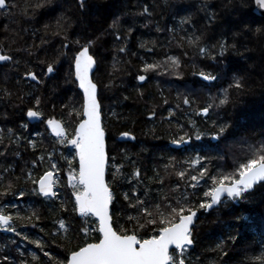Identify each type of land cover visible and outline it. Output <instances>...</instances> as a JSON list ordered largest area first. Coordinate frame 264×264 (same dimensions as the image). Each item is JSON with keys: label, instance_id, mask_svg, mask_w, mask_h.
<instances>
[{"label": "trees", "instance_id": "trees-1", "mask_svg": "<svg viewBox=\"0 0 264 264\" xmlns=\"http://www.w3.org/2000/svg\"><path fill=\"white\" fill-rule=\"evenodd\" d=\"M59 1L51 0L37 9L34 15L28 5L39 3L40 0H7L18 7L0 10V45L3 46L0 47V52L5 54L11 50L14 59L19 61L18 69L15 66L10 67L6 62L0 64V88L6 87L12 93L5 97L0 92V135L3 136L0 151H4L3 145H8V151L4 157H0V168L11 165L13 176L21 177L20 185L26 190L33 187L31 182L25 183L27 170L30 169L36 177L42 175L49 167L47 153L54 154L52 162L57 163L62 174L68 164L61 154L71 160L73 167L78 169V163L73 159L74 147L69 144L59 146L58 139L48 131L42 133L36 128L21 127L24 123L29 125L25 121V113L34 103V100L28 98V93L42 97L40 109L44 113L43 117L56 115L67 127L68 134L72 133L80 119L78 116H69V112L73 110L72 106L79 110L83 101L77 85L72 82L74 77L68 78L60 73L62 63L56 65L54 74L41 77L44 81L42 84L21 75L28 70L42 73L48 63L58 58L60 51H68L67 48L61 47L65 35L57 27L58 19L65 17L62 23L65 26L71 24V27L67 28L70 41L78 38L83 32L76 28L71 19L75 14L67 13L60 7L56 8ZM112 3L114 8L106 17L105 25L96 31L87 32L86 36L95 40V53L105 52L113 62L112 69L96 73L94 81L99 87L103 127L110 148L107 181L112 183V175L117 167L121 169L122 177H128L119 178L113 185L119 201L116 209L119 213L120 205L127 206L128 203L123 200L122 193L130 192V186L135 185V177L132 174L137 169L140 170L141 176L145 177V183H149L147 178L154 177L155 173L164 175L163 165L168 163L169 157H175L176 161L181 162V167L177 170L188 169L192 175L197 174L200 166H189L186 161L197 153L208 158L201 161V164L206 165L213 174L217 168L230 172L233 161L243 162L250 158L248 145L258 147L257 142L264 141V115L261 112L264 110V81L259 78L260 73L251 68L254 63L259 62L248 54L250 50L261 51L260 45L254 39L256 36L247 35L248 41H244V37L236 41V37L232 36L236 30L242 32L245 23L234 27L231 26L234 22H229L226 31L217 30L215 24L219 19L222 1L113 0ZM145 7L148 12L141 15ZM74 9L77 18L82 12L77 0H74ZM25 10L28 15L24 14ZM9 12L10 15L7 14ZM212 13H215V19H210ZM116 17H120L121 23L118 29H111L109 26ZM185 17L190 19L181 23ZM46 24L47 29L44 27ZM6 25L8 27H5ZM261 25L258 16H254L252 29H261ZM129 27L132 29L131 33H127ZM158 28L161 30L158 31ZM117 30L122 35L120 41H116L113 35ZM57 32L60 34L54 35ZM124 34H127V41L123 39ZM195 36H200L201 39L196 44L189 43V37L194 39ZM222 39L229 45L235 44V49L229 47L228 51L221 55L219 48L213 46L218 45ZM81 42H84L83 38ZM142 44L144 47H141ZM198 46L208 51L202 54L198 51ZM120 47H125L126 52H119ZM261 52L264 57V51ZM169 56L180 60V68L177 70L180 72L179 76L170 74L171 69L165 74L143 71L145 61L163 63ZM59 59L62 62L63 58ZM40 61H43L42 65ZM66 70L68 73L69 67ZM159 72H163V67ZM200 72L211 74L217 79L204 80L197 74ZM5 73L9 76L7 82L3 80ZM142 74L146 76L145 81L137 79V76ZM237 76L243 77V88H229ZM109 81L111 85L105 87L109 85ZM223 89H228L229 102L214 112L210 111V118L197 115L199 109L209 102V97L218 95ZM60 94L61 99L55 98L56 95L61 96ZM185 97L192 103L183 104ZM52 105H55L54 109ZM64 105L69 107L65 109ZM213 120L217 122L216 126H213ZM220 125H227V128L220 137H214L213 134L218 132ZM124 132L131 133L132 139L119 141L118 137ZM37 133L43 135L38 137ZM186 133L192 136V140L177 150L171 140ZM200 133H203L201 139L196 140L195 136ZM9 137L12 143H9ZM18 137L23 139L16 143ZM28 140H37V147L33 149L29 146ZM113 140L116 141L115 148L110 145ZM17 151L19 155H15ZM42 154L45 155L43 163L38 160ZM32 160H37L35 166L31 164ZM22 168L25 169L23 175ZM0 175L8 174L0 172ZM61 182L60 188L64 190L58 188V198L55 200L29 194L19 197L17 193L15 196L7 195L0 201L9 206L18 205L22 216H28L35 211L40 217L39 220L33 217L32 222L16 221L19 225L17 230L28 234L29 240H24L22 236L17 237L14 232L0 229V258L10 253V259L13 261L18 262L23 258L28 264H49L44 252L62 260L67 254L66 248L83 246L82 241L85 238L79 233L83 218L78 213L71 212V203L66 205L68 213L60 209V200H74V197H71L72 189L68 192L67 183L62 177ZM176 183L181 184V189L185 187L184 182L178 181L175 175L167 176L160 194H170L169 189ZM7 184L8 180H5L4 185ZM152 186L156 187V183L153 182ZM203 190H206V186L202 182L195 196L201 197ZM0 191H3V187H0ZM187 191L189 196L193 195L192 189ZM130 194L141 196L142 192ZM175 195L178 197L180 192ZM11 214L15 217V210H12ZM128 214L125 213L124 218ZM198 217L194 229V245L187 250L186 264H264V183L257 185L243 199L226 198L210 212L199 210ZM60 218L66 222L70 221L78 233L70 243L64 239L63 230H59ZM119 224L123 225L124 219H121ZM92 226L98 227L97 224ZM35 239L45 242L43 251L36 244L30 243ZM221 241L222 255L221 249H217ZM88 242H94V234ZM33 254L39 257V261L32 259Z\"/></svg>", "mask_w": 264, "mask_h": 264}, {"label": "snow or ice", "instance_id": "snow-or-ice-1", "mask_svg": "<svg viewBox=\"0 0 264 264\" xmlns=\"http://www.w3.org/2000/svg\"><path fill=\"white\" fill-rule=\"evenodd\" d=\"M51 0H40L39 3L34 5H28L31 8V14L34 15L37 9L50 3ZM87 0H77V4L80 10L86 8ZM231 2V0H229ZM256 3L264 7V0H256ZM18 5L10 4L7 0H0V10L13 9ZM148 12V8L143 9L144 13ZM10 15L11 13H7ZM25 15L29 13L27 10ZM65 17H61L57 20V27L65 35V40L62 41L61 47L67 48L68 51H60L58 58L46 65V70L42 73L28 70L23 72L22 77H27L37 84H42L44 81L42 76H49L53 74L57 69L56 65L60 63V57H63L69 62L68 78L74 77L73 83L78 82V87L83 90L82 106L79 110L73 107V110L69 112L70 117H80L78 124L74 127L72 133L66 134V128L63 122L55 118H48L43 120L44 113L41 111L40 106L42 104V97L40 95H33L28 93V98L34 100L31 107L27 108L26 115L29 118H40L42 123H46L52 133L55 134L60 144H70L75 149L74 160L78 163V169L73 167L72 161L67 157L62 158L68 164L67 186L72 189L71 198L67 201L60 200V209L68 213L69 209L66 206L71 203V212L79 213V216L83 218L82 227L79 228V233L85 238L82 241L83 246L77 245L75 247H68L65 249L66 256L64 259H58L51 256L49 252H44V256L48 257L49 264H185L187 250L193 246L195 241L194 229L196 228V220L199 219L197 213L199 210L207 212L214 205L221 202L222 195L226 194L229 200L243 199L249 190L253 189L254 185L259 182H264V141H259L258 147H254L249 144L250 158H246L243 162L233 161V168L230 172L222 171L217 168L213 174L209 171L208 167L201 164V161H206L208 158L201 156L199 153L195 157L186 161L189 166L199 165L197 174L192 175L188 172V169L177 170L181 167V162L176 161L175 157H169L168 163L163 165L164 175L159 172L154 174V177L147 178L149 183H145V177L141 176L140 170L137 169L132 175L135 177V185L130 186V192L126 191L122 193L123 200L127 201V206L120 205L119 213L116 211L118 206V198L115 196V188L113 185L119 178L128 179V177H122L121 169L115 168L112 175V183L106 181V168L108 167V157L105 148V132L101 126V105L98 100V85L94 82L91 73L94 69V65L97 61L94 60L95 54V40L87 38V29L85 28L81 35L75 40L68 39L67 28L71 27V24L65 26L62 23ZM190 18L185 17L181 23L188 21ZM210 19H215V13L210 14ZM82 20L78 21V24L82 23ZM121 20L120 17H116L112 24L109 26L111 29H118ZM5 27H8L7 25ZM45 29L48 25H44ZM160 31L161 29H157ZM132 29L129 27L127 33H131ZM261 29L258 27L256 33L259 34ZM60 33H54L59 35ZM116 41L122 39L121 33L117 30L113 32ZM81 38L84 42H81ZM123 39L127 41V34L123 35ZM201 39L200 36H195L193 39L189 37V43L196 44ZM42 43L44 41L42 40ZM0 47H3L0 45ZM141 47H144L142 44ZM219 52L222 55L225 51H228L229 47L235 49L236 45H229L226 40H221L218 45ZM200 53H206L208 50L204 47L198 46ZM119 52H126L125 47H120ZM30 55L32 53H29ZM0 62H6L9 66H15L18 69L19 61L14 59V55L11 54V50L5 54H0ZM41 65L43 61L39 62ZM166 65V66H165ZM163 67V72L159 70ZM180 68V60L176 57L169 56L163 63L154 61L153 63H143V71L157 72L158 74H165L171 69L172 75H180L177 71ZM204 80H215L217 77L211 74H205L204 72L197 73ZM137 79L145 81V75H138ZM3 80L7 82L9 76L7 73L3 75ZM111 85L109 81L108 87ZM243 77H234L233 84L229 85V88L235 87L236 89H242ZM0 92L5 97L12 95L8 88H0ZM228 89H223L216 96H210L209 102L206 106L201 107L197 115H203L210 118V111L214 112L215 109L229 102ZM23 102V97L20 98ZM166 102V101H165ZM192 101L185 97L183 104L189 105ZM65 109L69 105L63 106ZM55 108V105H52ZM155 115V113H152ZM213 126L217 125L215 120L212 121ZM22 128H27L26 123L21 125ZM227 125H220L218 132L214 133V137H220L226 130ZM11 132V129L8 130ZM43 134L37 133V136ZM123 136H129L130 134L125 132ZM203 133L195 136L196 140H200ZM9 143H12L11 137L8 138ZM23 137H18L16 143ZM192 140V136L180 135L171 140L173 145L177 146V150L180 146L187 145ZM28 145L33 149L37 147V140H28ZM0 144H3V136L0 135ZM4 151H0V157H4L8 151V145H3ZM15 155H19L17 151ZM53 153H47V161L49 167L43 172L42 175L36 177L33 172L27 170V175L24 178L25 183L31 182L33 187L31 189H25L20 185V176H13L12 166L0 168V172L8 175H0V187H3V191H0V201L7 195H19L24 197L26 194L34 196H42L49 200H55L58 198V188L62 186L61 177L56 175L61 170L57 166V163H53ZM223 159V157H220ZM40 162L45 161V155L38 157ZM27 163V162H26ZM31 164L35 166L37 160H32ZM25 172V169H21V173ZM175 175L178 181H183L185 187L181 189V184L176 183L173 188L169 189L170 194L161 195L160 193L164 189V181L167 176ZM8 180V184L4 185V181ZM156 183V187L152 186V183ZM206 186V190L202 191L201 197H196L195 192L200 189V185ZM15 186V191L13 188ZM188 189L193 190V195L189 196ZM137 191L142 192L141 196H133L130 193ZM180 192L177 197L176 192ZM199 201V202H197ZM111 206V207H110ZM15 210L16 216L11 214V211ZM26 211V210H25ZM21 209L18 205L0 203V229L8 232H14L17 237H21L24 240H29L28 234H22L17 228L19 225L16 221L26 220L32 222L33 217L39 220L40 217L37 212L32 211L28 216H22ZM129 213L126 218L124 214ZM115 217V219H114ZM94 218V219H89ZM124 219V224H119V221ZM59 230H63L64 239L71 240L78 234L76 229L73 228L70 221L66 222L65 219H58ZM93 224H97L98 227H93ZM126 225H131L127 227ZM33 226L36 225L33 223ZM58 230V231H59ZM151 230V231H149ZM43 231V229H42ZM94 242H88L93 238ZM234 239V237L232 238ZM30 243L36 244L41 251L45 247V242L42 239L31 240ZM222 245H217V249H221ZM171 249V250H170ZM17 251H19L17 249ZM10 253L3 255L0 258V264H28L23 258L17 261L10 259ZM34 261H39V257L35 254L32 255ZM42 264V262H41Z\"/></svg>", "mask_w": 264, "mask_h": 264}, {"label": "rangeland", "instance_id": "rangeland-1", "mask_svg": "<svg viewBox=\"0 0 264 264\" xmlns=\"http://www.w3.org/2000/svg\"><path fill=\"white\" fill-rule=\"evenodd\" d=\"M222 1V5L220 6V13L219 14V19L218 22H216V28L221 29L223 31L227 30V23H232L234 22L231 26L234 27H239L242 23H245L243 27V31L241 32L240 30L234 31L235 33H232V36L236 37V41L239 40L240 38L246 41L248 39L247 35H252L256 36V39L258 44L261 47V51H264V17L258 16V18L261 20V32L259 34L256 33L251 26V22L254 18V16H257L252 9V4H254V0H219ZM113 0H87L86 8L80 13L81 15L78 14L79 17H75L76 13H74V0H60L59 4H57L56 8H62L65 10V12L70 14H75L72 15V20L75 23L74 25L76 28L78 27L80 30L83 31L85 28L87 29V32L91 31H96L100 28H102L105 25V19L108 17V15L113 11L114 4L112 3ZM253 2V3H252ZM255 5V4H254ZM253 5V7H254ZM252 12L254 14L251 13ZM45 17V16H44ZM70 18V17H69ZM74 18V19H73ZM76 19V20H75ZM82 20L83 22L78 24V21ZM73 25V27H74ZM248 41V40H247ZM253 52V51H248V54L250 53L251 58H255L259 63H254L251 68L253 71H257L260 73L259 78L264 81V57L261 55L263 52ZM66 52V50H65ZM94 57L97 61V69L95 71V74L100 72L103 73L104 70L110 71L113 67V62L112 58L109 57V55L105 52H98L94 54ZM63 58V57H62ZM62 60V59H61ZM63 65H60V73L62 75H65L67 77V67H69V62L67 59L63 58L62 62ZM94 74V76H95ZM95 80V79H94ZM51 84V83H50ZM77 85V83H75ZM264 86V85H263ZM78 90V89H77ZM78 92L81 94V92L78 90ZM61 95V94H60ZM76 96V95H75ZM82 96V94H81ZM56 97H59L60 99L62 98L61 96L56 95ZM73 100H74V94H73ZM263 115H264V110L262 109ZM116 140V139H115ZM115 140L110 142V145L115 148L114 142ZM108 141V138H107ZM70 145V144H69ZM61 146V144H59ZM71 146V145H70ZM110 152L109 144H108V153ZM56 175L62 177L65 179L67 183V175H68V165L64 169L63 174L61 172L57 173ZM68 192H70L71 187L67 186L66 188ZM58 190V189H57ZM59 190L63 191V188H60ZM59 192V191H58Z\"/></svg>", "mask_w": 264, "mask_h": 264}, {"label": "water", "instance_id": "water-1", "mask_svg": "<svg viewBox=\"0 0 264 264\" xmlns=\"http://www.w3.org/2000/svg\"><path fill=\"white\" fill-rule=\"evenodd\" d=\"M254 4H255V5H254L253 12H254L257 16L264 17V7L259 6V5L256 3V0H254ZM0 54H3V53H0ZM94 60L96 61L95 57H94ZM0 63H3V62H0ZM96 69H97V63L94 65V69H93V71H92V73H91V76H92L93 80H94V74H95ZM94 82H95V81H94ZM76 83H77V89L81 92V94H82V96H83V90L80 89V88L78 87V82H76ZM95 83H96V82H95ZM97 85H98V84H97ZM98 100H99V102H100V99H99V87H98ZM100 105H101V102H100ZM101 107H102V106H101ZM100 117H101V126H102V128L104 129V127H103V118H102V108H101V111H100ZM29 119H30V121H35L37 118H29ZM55 119L60 120V119H58V118H55ZM60 121H61V120H60ZM63 125H64V124H63ZM48 130H49V132H50L53 136H55V134L52 133V131H51L50 128H48ZM104 132H105V148H106V153H107V157H108V160H109L107 133H106L105 129H104ZM66 133H67V131H66ZM124 133H125V132H124ZM127 133H129V132H127ZM129 134H130L129 136H123L122 134H120V136L118 137V140H119V141H128V140H131V139H132V134H131V133H129ZM107 163H108V162H107ZM105 178H106V181H107V168H106V175H105ZM262 183H264V182H259V183H257L256 185H254L253 189L249 190V192L253 191L257 185L262 184ZM226 198H227V197H226V194L222 195V197H221V201L224 200V199H226ZM218 205H219V203H218L217 205H214V206H213L210 210H208L207 212H210V211L214 210L215 208L218 207ZM110 207H111V206H110ZM78 215H79V213H78ZM197 215H198V213H197ZM196 221H197V220H196ZM193 245H194V244H193ZM191 247H192V246H191ZM170 250H171V249H170Z\"/></svg>", "mask_w": 264, "mask_h": 264}, {"label": "flooded vegetation", "instance_id": "flooded-vegetation-1", "mask_svg": "<svg viewBox=\"0 0 264 264\" xmlns=\"http://www.w3.org/2000/svg\"><path fill=\"white\" fill-rule=\"evenodd\" d=\"M1 64V63H0ZM55 73V72H54ZM53 73V74H54ZM50 76V75H49ZM46 76V77H49ZM31 80V79H30ZM32 81V80H31ZM35 82V81H34ZM27 111V110H26ZM48 118H56V115H51L50 117H43V120L46 121ZM25 121H27V123L29 124V128H36V130H40L42 133H45L48 131V126L46 125V123H42L40 118H37L35 121H30L29 117H27L26 113H25ZM39 123V124H38ZM36 124L37 127H34ZM67 130V127H66ZM49 132V131H48ZM68 134V131H67ZM56 138V137H55Z\"/></svg>", "mask_w": 264, "mask_h": 264}]
</instances>
